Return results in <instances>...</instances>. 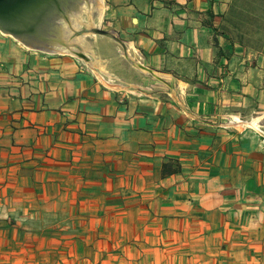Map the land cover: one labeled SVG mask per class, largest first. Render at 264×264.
Returning <instances> with one entry per match:
<instances>
[{"label": "crops", "instance_id": "obj_1", "mask_svg": "<svg viewBox=\"0 0 264 264\" xmlns=\"http://www.w3.org/2000/svg\"><path fill=\"white\" fill-rule=\"evenodd\" d=\"M100 25L139 68L0 32V207L89 251L36 264H264V0H103Z\"/></svg>", "mask_w": 264, "mask_h": 264}, {"label": "rangeland", "instance_id": "obj_2", "mask_svg": "<svg viewBox=\"0 0 264 264\" xmlns=\"http://www.w3.org/2000/svg\"><path fill=\"white\" fill-rule=\"evenodd\" d=\"M251 1L257 3L259 0ZM87 11L85 12L86 16L84 15V21L89 26L103 30L100 25L102 19L100 20L98 15L90 16ZM85 29L86 26H82V30ZM96 37L90 35L87 38L89 50H92L90 39ZM3 205L5 207V203ZM7 213L0 207V259L10 262L21 261V263L23 261L22 264H36L38 261L41 263L43 260L53 261V259L61 257L72 258L73 255L81 256L84 253H89V251L83 250L80 245L67 246L64 244L71 236L76 237L78 235L69 234L63 230V218L46 216L39 219H30ZM74 222H77V220H74ZM53 226L57 227L51 228ZM53 240H56V242ZM126 256L127 251L125 249L102 251L98 255L96 251H93L91 260L93 264H123ZM83 259L85 257L81 258L79 262ZM32 260H35L34 263H32Z\"/></svg>", "mask_w": 264, "mask_h": 264}, {"label": "bare ground", "instance_id": "obj_3", "mask_svg": "<svg viewBox=\"0 0 264 264\" xmlns=\"http://www.w3.org/2000/svg\"><path fill=\"white\" fill-rule=\"evenodd\" d=\"M86 11L90 16L98 15L101 20L103 0L67 1L62 8H55L49 11L52 20L51 22L43 21L44 23L37 30L38 35L4 31L1 29V26L0 32L13 37L31 50L41 51L47 54L70 53L77 57L78 54L93 55V51L89 50L87 38L90 35H95L90 32L81 33L82 26H86V29L89 30L94 28V26H89L84 21ZM89 64L92 67L97 66V63L91 60Z\"/></svg>", "mask_w": 264, "mask_h": 264}, {"label": "water", "instance_id": "obj_4", "mask_svg": "<svg viewBox=\"0 0 264 264\" xmlns=\"http://www.w3.org/2000/svg\"><path fill=\"white\" fill-rule=\"evenodd\" d=\"M69 1V0H67ZM66 0H0V26L4 31H16V33L37 34L38 28L45 22H51L49 11L60 9L67 2ZM42 23L40 24V22ZM44 21V22H43ZM90 32L95 36H102L112 39L123 50V56L135 67L139 65L133 61L128 53L126 43L115 33L100 28L85 29L81 33ZM78 57L89 62L85 54H78Z\"/></svg>", "mask_w": 264, "mask_h": 264}, {"label": "trees", "instance_id": "obj_5", "mask_svg": "<svg viewBox=\"0 0 264 264\" xmlns=\"http://www.w3.org/2000/svg\"><path fill=\"white\" fill-rule=\"evenodd\" d=\"M176 172H178V169H173L169 164L163 166V175L174 174Z\"/></svg>", "mask_w": 264, "mask_h": 264}, {"label": "built area", "instance_id": "obj_6", "mask_svg": "<svg viewBox=\"0 0 264 264\" xmlns=\"http://www.w3.org/2000/svg\"><path fill=\"white\" fill-rule=\"evenodd\" d=\"M142 91V90H141ZM143 92V91H142Z\"/></svg>", "mask_w": 264, "mask_h": 264}]
</instances>
